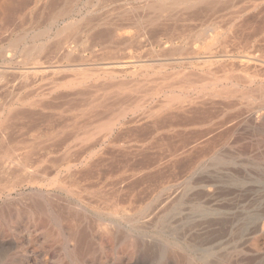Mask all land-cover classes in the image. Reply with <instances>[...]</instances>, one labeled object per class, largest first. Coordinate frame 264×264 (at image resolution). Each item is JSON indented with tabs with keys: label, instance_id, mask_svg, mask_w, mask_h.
Wrapping results in <instances>:
<instances>
[{
	"label": "bare ground",
	"instance_id": "obj_1",
	"mask_svg": "<svg viewBox=\"0 0 264 264\" xmlns=\"http://www.w3.org/2000/svg\"><path fill=\"white\" fill-rule=\"evenodd\" d=\"M21 1H23L24 3V1L30 2L31 0H0V40L3 41L4 36L6 34L9 35L15 34L14 31L17 25L19 24V22L23 18L20 16L21 14L19 15V12L17 11L18 4ZM61 1L63 2V0ZM77 1L78 0H68V6L66 7V10H64V8L63 10L66 11L67 13L71 12ZM97 1L101 4L99 5V7H101L109 0H97ZM33 2L34 0L31 3ZM54 2L56 1L54 0ZM107 3H111V1ZM55 4L56 3H54V8L55 6H57ZM19 5L21 6V4ZM263 5H264L263 0H253L247 6L242 7V9L239 10L238 8L237 9L238 11H236L235 16L236 18L238 17L247 18L252 13L253 15L257 13L255 16L256 18L258 14L262 13L261 8ZM49 6H53V5L51 4ZM121 6L123 5L121 4ZM128 7L130 8L131 4ZM21 9L22 8H20V13L22 12ZM123 9L125 8L123 7ZM122 10L120 9L119 11ZM23 11L25 12L26 10ZM95 11L97 10L95 9ZM141 11H142V15L139 14ZM116 12L117 11H115V13ZM224 13H225V0H147V2L144 3V5L141 4L139 6L136 5V7L134 8L131 7L129 12L127 11V15H126L127 18L125 19V22H123L122 24L119 21L120 24H118V22L115 25L113 24L114 27H112L113 29L111 31L103 30V31H98L97 33L94 32L95 34L88 35V38L86 37L87 39L84 40V42H82V44L85 47V50L88 49L91 51H94V49L97 47L104 46L107 44L111 46H115L118 49H120L121 47H123L124 49L131 48L132 49V50L130 49L131 52L133 50L136 51L137 49H140L143 46L144 47L149 46L151 50L158 49L164 53L167 52L166 54H169V56L171 54L173 56L178 55L180 56V58L186 56L181 60L179 59L181 64L183 63L185 65L188 64L190 66H194V69L191 73H189L186 76H183V78L181 77L183 79L182 84L183 85L186 84L187 86H183L184 90L180 91L179 93L175 92V90L177 89L178 82H175L173 84L166 83L165 81L170 77L168 74L162 77L164 91H166L167 93L169 90H172L173 95L167 96L163 101H161L162 112L161 111L159 112H161L163 116L162 129L165 135L164 137H162L163 139L159 137V139L161 138L160 144L157 145L155 144L156 147L162 144L161 143L162 140H163L162 142H164L165 144L169 142V138L166 137V135H168V131L171 128V123H172L171 118H174L173 120H175L177 117L182 118L181 117L182 115H184L185 117V115L187 114H192L193 117H195L194 121L192 120L190 121L192 122L191 124L194 126L195 130H197V131H192L193 133L197 132V140L192 142L193 143L192 145L190 143L191 141H193V139L192 140L188 139V141L191 140L189 142V145H192L191 147L195 150L202 145L209 144L213 140V137L211 136H215L214 138H216V135L225 133L224 132L226 130L225 127L227 128L230 127V126H225V122L227 123L230 122V121L229 122L225 121V113H230V111L233 110L235 111L236 109L239 108L238 105L239 106L244 105L246 107L247 111L246 110L242 111V113L244 112L242 115L245 116L247 122L248 121L250 122L248 123L251 124L253 130L264 133V113H261L263 111L262 108L264 106L262 105L263 107L259 108V106L261 105H258V107H256L249 102V98L252 95L254 96L256 93L261 96H264V85H259L256 88H245V89L225 88L226 89L225 92L215 91L214 93L210 94L209 91L214 87L215 79L213 78V75L210 71H207V73L204 72L206 70H210L213 64H219L220 65L219 67L221 68L222 71L239 70L243 73L251 72L254 73L253 75L258 74L257 76H262L264 74V43L261 42L258 43L261 39L258 42L252 41L251 40L252 37L250 39L247 38L243 39L242 37H244L243 35L245 31L244 29L245 26L242 24H240V26L238 27L235 26L237 28L234 29V34L232 37L230 36L225 37V35L222 36V34L216 32L217 26L213 23L214 25L212 24L213 26L211 27L210 30L205 31L206 30L205 29L203 30V32L201 31V33L198 34L195 32L197 35L194 36L193 42L194 43L196 42L197 43L196 45L194 44L192 46L191 45L192 42L190 43L191 45L190 47H184L182 44H181L182 46L176 44V41L183 40L184 38H186L185 36L188 35V33L194 27V26L191 27L192 25L190 26V24H188L187 21L189 20L191 21L192 19L202 20L207 17H214L220 14H222V16L224 17L225 16ZM109 14L112 15V13ZM37 15L39 16L38 13ZM258 17L262 18V16L260 15ZM93 18L94 17H92V19ZM252 18L255 19L254 17ZM103 19L96 23L87 22V20H85L88 23V26H90L88 30L94 28H100V27L102 28V26L107 25L108 22H104ZM44 21L45 20H43V22ZM33 22L35 23L36 21L34 20ZM247 23L250 24L251 22L249 21ZM218 24L220 25V23ZM262 24L263 23H261V26ZM82 27H84V23ZM133 28H136V34L134 35H132L134 32L132 33L131 31H128ZM72 29H73L72 24L66 25L63 29L59 31V35L71 31ZM195 29L193 30L195 31ZM82 30L79 29V32ZM73 32L76 33V29L75 31L73 30ZM79 32H77V34H79ZM68 34L69 36L73 35L70 33ZM68 34H66V37H68L67 36ZM61 39H63V37H61ZM66 39H63V41L65 40V42L62 44L60 43L62 41L59 42L58 40V42L61 44L60 45L58 43L61 49H66L69 46L68 43L70 40L68 39L66 40ZM72 39L73 36L71 38V42ZM164 39H166V41H164ZM19 44L20 42L18 43L16 40L11 43L13 52H16L18 50ZM50 46L51 44L49 45V47ZM54 47H56L55 43H54ZM59 47L58 49L56 48L55 49L57 51L58 50L60 51ZM118 49H115V51ZM147 49L148 48H146V50ZM146 50L143 49L142 51H145L146 54ZM44 51H45L44 47L43 49L37 50L36 57L39 63L43 62L41 63L42 65H47V63L50 64V62L48 61V56H46L48 55V53L46 54ZM57 51L52 50L54 56L57 54ZM112 51H114V49ZM142 51L141 54L144 53V52L142 53ZM149 51L147 50V52ZM127 52H129V50ZM138 52L140 55V51ZM260 53L263 55H261ZM109 54L111 55L110 52ZM69 55L70 52H68L67 57H70ZM99 55H101V53ZM103 55L105 57L108 56V55L106 56L105 54ZM139 55H138V59L140 57ZM148 55H150V52ZM160 55L162 56L164 54L160 53ZM142 56H144V54ZM161 56L159 59H161ZM57 57L56 59L58 60L59 58ZM135 57L137 56L135 55ZM53 58L51 57L49 60L52 59L53 61L54 60ZM61 58L64 57L61 56ZM109 58H111V56ZM131 59L132 58H130V61ZM154 60L156 65L158 59L157 61L156 59ZM108 61L103 66L100 67L98 66V67L99 69L101 68L106 72H109L110 75L112 74L115 75V73L117 75L126 73L128 70H132L134 68V66L132 67V62L110 63L111 61L110 62ZM59 62H61V60ZM175 62L176 61H174V63ZM150 63L152 64V62ZM159 63H161V61ZM163 63H165V61ZM142 64L138 65L137 63L138 66H141ZM30 66L32 67V65ZM70 67L69 70L72 68ZM75 67L77 68V66ZM37 68H39V66ZM145 69L146 68H144V70ZM61 70L63 71V69ZM16 71L17 72L15 73H17L18 75L19 73L18 69ZM24 71H22L21 73H23ZM176 75L174 74V76ZM16 77L17 76H15V78ZM42 77L44 76L42 75ZM45 77H47V75H45ZM86 77H90V76L87 75ZM239 77L241 78V76ZM27 78L26 80H28ZM39 79H37V81ZM159 79H161V77ZM233 79L234 78L231 77V81L233 82L235 81L237 86L240 84L247 83V81H245V79L242 78L234 79V80ZM59 80L61 81V79ZM125 80L127 79H124V81ZM31 81L32 78L30 82ZM117 81L118 80H115V82L112 83L116 84ZM30 82H28V84L31 86ZM96 82L98 84V81ZM26 83L27 82H25V84ZM54 84H58V83L54 81L53 85ZM140 84L141 83H139V85ZM23 85L21 83L22 88ZM130 85H128V88ZM153 85H155L156 87V84ZM49 86H52L51 83ZM89 87L90 86H88V89ZM106 87L108 88V86ZM117 87L119 86L117 85ZM190 87L194 89L195 91L194 95L196 96L192 95L190 91L191 90ZM45 88L46 90H50L51 87L49 89H47L48 87ZM98 88L100 87L98 86ZM42 89H44V87ZM73 90H71V93L73 92ZM99 90H101V88ZM116 90L118 89L116 88ZM128 91L131 92V90L129 89ZM86 92L90 93L91 91L87 90ZM78 93H81V91H78ZM94 93L96 92H93L92 94ZM31 94L29 96H31ZM149 94H151V92ZM128 95L132 96L130 94ZM147 95L148 94L146 93L145 96ZM68 96L69 98H71L70 95H67V98ZM25 97L26 96H24L23 98ZM27 98L28 97H26V99ZM97 99L98 98H96V100ZM232 99H238L240 103L236 104L237 102L234 103ZM51 100H52L51 97H48L43 101L37 100L38 102L34 101V102L16 103L9 105H4L3 102L1 103L3 105H0V264H197L198 260L204 258L199 256L202 255V253L200 254L198 253L199 250L208 251L204 249L205 246L209 244H213L218 240L225 238V231L218 230L219 226L222 223L223 224L226 223L225 213L219 210V208L225 209L224 202L223 203L214 202V200L212 202L211 200H209V201H203L197 203L199 206L204 207V209L205 208L214 209L212 213L201 214L198 216L193 215L189 212L186 213L182 212L185 211V209L180 211L181 210L179 206L180 203L188 206L189 209L192 206H194L196 203L194 201L195 198L193 200V197H195V195L193 196L192 193H190L187 196L188 197L187 200L183 201L182 199H180L181 190L179 188V179H180L179 174L181 173L180 170L178 171L179 169L178 159H180L179 156H181L183 152L181 153L179 150L176 149L171 151L166 148H161L158 151L156 150L149 152L148 150L149 148L145 146V143L148 141L147 139H146L147 141L145 140L146 142H144V140H138L136 142L135 140L136 145L132 146L131 142L129 143L127 141L129 138H127V136H124V132L127 131L128 127H131V125H136L140 121H138L137 118H132V119L127 118V114H128L127 108L126 110L125 109L124 110L120 109L117 111L115 110V112L113 113L114 111L113 108H111L108 104L103 105L101 103L100 105L96 103L93 104L86 103L87 105L81 104L80 106L78 104L79 106H73V105L69 106L70 103L71 104L73 103L72 100L71 101L69 100L70 102L68 103L69 105L63 104L64 103L63 101L62 104H56ZM112 100L113 99H110V103ZM116 100L118 101V99ZM131 100L132 99H130L129 102H131ZM54 101L57 102V100ZM244 101H248V102L245 103ZM124 102L127 103L128 101H124ZM5 103L7 102L5 101ZM118 103L116 104L120 105V103L119 104ZM127 105L128 104H126V107ZM154 109L153 112L155 111ZM212 109L213 110L215 109L217 113L216 112L213 113ZM98 110L99 111L105 110V112L107 113L112 110L113 111L111 112V114L110 113L105 114L104 117L103 114L105 112L104 113L101 112V114L99 115L101 117H99L98 113L100 112ZM69 113H73V114L68 116L67 114ZM148 113L150 115L152 112H149L148 110ZM239 117L241 116H238V118ZM242 118L243 117H241V119ZM214 119L215 120L218 119L219 122H213ZM147 125L148 124H146V126ZM230 125H232V122ZM175 126L176 125L174 124V126L172 127ZM210 126L214 127V129L212 127L210 129L206 128V127L209 128ZM137 128L139 130L140 126H137ZM149 128L153 129L150 126ZM155 128L156 131L160 130V129L157 130L158 128L157 125L155 126ZM135 129L136 128H134V131ZM130 130L131 129L129 128V131ZM136 134H132V136ZM141 134L143 135L144 132L143 133L141 132ZM129 135L131 134H128V136ZM147 136L145 137L147 138ZM237 139L235 138V141ZM172 140L170 139V142H172ZM155 141L157 140L155 139ZM237 142H239V140ZM212 148L214 149V147ZM179 149H181V147ZM199 151H200L199 153H196L198 151L195 152L197 154V157H195V155L193 157L196 158L195 160L192 157H189L193 161H196L195 163L196 165L193 167L189 166L191 167L190 170L187 169L188 167L184 168L187 169L189 172H186L187 170L184 171V169L182 170L186 172V174L183 173V175L185 174V177L188 180H190L191 183H192L191 180L194 179L193 178L194 171H197L200 164H202V162H204L209 158L210 152H204L202 150ZM146 159L152 160V163L151 164L144 163L145 162L144 160ZM186 160H188V158ZM192 160L190 161L192 162ZM155 175L159 176V180L158 181L156 180L157 182H155V184L153 185L150 184L152 186L147 185L149 188L152 187L150 188V191H147L145 183L149 182L148 181V179H150L149 177ZM182 178L183 177H181L180 180H182ZM196 180L199 181V183L201 182L202 184L205 183L207 184L208 182H211L210 179L208 180L204 178H196ZM195 182L196 181H194V184ZM201 183L199 184L200 186L202 185ZM189 184L188 182L186 183L187 186ZM182 187H185V185H182ZM186 187L184 190L185 194H186V190L189 189V188L186 189ZM188 187H190L191 189V186ZM202 187L204 186L202 185ZM191 195L193 197H191ZM183 197L185 196L183 195ZM262 237H263V233L255 232V233L242 235V238L240 237L241 241L238 240L237 242H234V244L229 245L227 248H225V246L222 247L221 245L217 246L218 249H216L217 250L216 253H218L222 257L220 263L218 264H225V262L227 264H257V263L260 264L261 262L264 261L261 258V251L264 250V247H262L263 246ZM235 239L236 237H234V240Z\"/></svg>",
	"mask_w": 264,
	"mask_h": 264
},
{
	"label": "rangeland",
	"instance_id": "obj_2",
	"mask_svg": "<svg viewBox=\"0 0 264 264\" xmlns=\"http://www.w3.org/2000/svg\"><path fill=\"white\" fill-rule=\"evenodd\" d=\"M33 0H31L30 2H26L24 1H21L19 4H21V6L18 4V12H19V15L22 18V20L19 22V24L17 25L13 35H9V34H6L4 36V39L3 41L0 40V105H9V104H16V103H26V102H38L39 100L40 101H43L45 100L46 98L48 97H51V101H53L54 103L56 104H62V101L64 102L63 104L65 105H69L68 103L69 100L71 101L72 100V104L70 103L69 106L73 105V106H81L82 105H85L86 103L87 104H93V103H96V104H100L101 103L103 105H109L111 108H113V113L115 112V110H126L127 108V118L129 119H132V118H137L138 121V124L136 125H131V127H128L127 128V131L124 132V136H127V138H129L127 141L130 143L131 142V145H136L135 143L138 141V140H144V142H147L145 143V146L147 148H149V152L151 151H158L160 150L161 148H166V149H169L171 151H173L174 149L176 150H179L182 154L181 156H179L180 159H178V171L180 170V173L179 174V177L182 180L179 179V188H180V199H182L183 201L184 200H187V196L192 193V195L195 197H193L191 195V197H193V200L195 198V205L192 206L190 209L188 206L180 203L179 206L181 208L180 211H182L183 209H185V211H182V212H189L193 215H201V214H207V213H212V211H214V209H207L204 207H201L199 206L197 203L199 202H203V201H209L211 200L213 202H224L225 203V209L222 208L219 210L222 211L223 213H225V219H226V223L225 224H221L218 228L219 231H225V238H222L221 240H218L217 242L213 243V244H209L207 246L204 247V249L208 250V251H200L199 250V254L202 253V255H199L201 257H204L203 259L201 260H198L197 261V264H218L220 263L222 257L216 253L218 249L217 246L221 245L222 247L225 246V248H227L229 245L231 244H234V242H237L238 240L241 241L240 237L242 238V235H246V234H250V233H255V232H258V233H263V237H262V247H264V133H261V132H258V131H255L253 130V128L251 127V124H249L247 122V120L245 119V116H243L242 114V111H247L246 107L244 105L242 106H239L238 105V109H236L234 112L233 111H230V113H225V121H230L229 123L225 122V126H230L229 128L225 127L226 130L224 131L225 133H221L220 135H216V138H214L215 136H211L213 137V140L207 144V145H202L200 146L198 149H193L191 146L193 145L192 142L196 141L197 140V132H192V131H197L195 130L194 126L191 124L192 121H194L195 117H193L192 114H187L185 115H182L181 117L182 118H179L177 117L175 120H173L174 118H171V128L170 130L168 131V135H166V137L169 138V145L168 143H164L161 141V145L157 146V144H160V140L162 137H164L165 133L162 129V121H163V116H162V108H161V101H163L167 96H171L173 95L172 94V90H169L167 93L166 91H164L163 89V81H162V77L165 76L166 74H168L170 77L165 81L166 83H169V84H173L175 82H178V85H177V89L175 90V92L179 93L180 91L184 90V87L183 86H187L186 84L183 85V76H186L188 75L189 73H191L194 69V66H190L188 64H181V62L179 61V59L181 60L182 58L186 57V56H183L180 58V56L178 55H170L169 54H166L158 49H153L151 50V48L146 47L148 48L147 50L150 52V55L149 52H147L146 48L143 46L142 48L140 49H137L138 51H140V55H139V52L136 50V51H132L131 52V48H123L121 47L120 49H118L117 47L115 46H111V45H104V46H100V47H97L94 49V51H91V50H88L86 49L85 50V47L84 45L82 44V42H84V40H86L88 38V35L90 34H95L97 33L98 31H111L114 27L115 24H120L119 21L121 22V24L123 22H125V19L127 18L126 15H127V11L129 12V10L134 7L139 6V5H144V3L147 2V0H139L141 2H139L138 0H109L107 2H110L111 3H105L104 5H102L101 7H99V5H101L97 0H78L76 3H75V6L73 8V10L69 13H67L66 11V7L68 6V0H63V2L60 0H55L56 2H54V0L51 1L50 0H34L33 3H31ZM37 1V2H36ZM119 1V2H118ZM146 1V2H145ZM240 1V2H239ZM253 1V0H252ZM251 0H225V16L223 17L222 14L221 17L220 15H216L214 17H207L205 19H202V20H198V19H192L191 21H187L188 24H190L191 27H193V29H195V26H196V29L195 31L192 29L188 35H186L183 40H178L176 41V44L177 45H183L184 47H190L191 45L193 46L194 44L196 45L197 43L193 42V38L195 35H197L198 33H201V31L203 32V30L205 31H208L211 29V27L215 24L217 26V33L219 34H222L225 35V37H232L233 34H234V29H236L238 26H240V24L244 25V37H242L243 39L247 38V39H250L252 37V41H256L258 42L260 39L263 40V41H259L258 43H264V13H263V10H264V5L262 6V15L261 14H258L257 17L260 15L262 16V18H255L256 14L255 13L253 15V13L247 17V18H236L235 16V13L236 11H238L237 9L239 8L242 9V7L244 6H247L248 4H250V2H252ZM264 1V0H263ZM27 4H26V3ZM113 2V3H112ZM115 2V3H114ZM127 2V3H126ZM230 2V3H229ZM237 2H238V5H237ZM29 3V4H28ZM53 6H49L51 4ZM54 3H56L55 5V8H54ZM59 3V4H58ZM62 3V4H61ZM124 3V4H123ZM137 3V4H136ZM141 3V4H139ZM233 3V4H232ZM235 3V4H234ZM246 3V4H245ZM26 4V5H25ZM40 4V5H39ZM43 4V5H42ZM61 4V5H60ZM121 4L123 6H121ZM131 4V7L129 8L128 6ZM31 5V6H29ZM60 5V6H59ZM80 5V6H79ZM120 5V6H119ZM128 5V6H126ZM134 7H133V6ZM234 5V6H233ZM29 6V7H28ZM35 6V7H34ZM41 6V7H39ZM45 6V7H44ZM48 6V7H47ZM59 6V8H58ZM106 6V7H105ZM112 6V7H111ZM116 6V7H115ZM118 6V7H117ZM127 8H126V7ZM22 8V12L20 13V8ZM47 7V8H46ZM53 7V8H52ZM57 7V8H56ZM99 7V9H98ZM123 7L125 9H123ZM231 7V8H229ZM52 8V9H50ZM64 8V10H63ZM118 8V9H116ZM228 8V9H227ZM57 11H56V10ZM95 9L97 11H95ZM122 10V11H119V10ZM231 9V10H230ZM23 10H26L25 12ZM94 10V12H93ZM117 11L115 13V11ZM55 11V12H54ZM108 11V12H107ZM111 11V12H110ZM113 11V12H112ZM40 12V13H39ZM50 12V13H48ZM66 12V13H64ZM233 12V13H232ZM33 13H36V14H33ZM37 13L39 14V16L37 15ZM63 13V14H62ZM105 13V14H104ZM109 13H112V15H110ZM230 13V14H228ZM23 14V15H22ZM102 14V15H101ZM107 14V15H106ZM114 14V15H113ZM124 14V15H123ZM138 14V13H137ZM140 15H142V11L139 13ZM227 14V15H226ZM232 14V15H231ZM32 15V16H31ZM36 17H35V16ZM47 15V16H46ZM96 15V16H95ZM100 15V16H99ZM104 15V16H103ZM253 15V16H252ZM27 16V17H26ZM90 18H89V17ZM94 17L92 19V17ZM109 16V17H108ZM117 16V17H116ZM47 17V19H46ZM106 17V18H105ZM111 17V18H110ZM121 17V18H120ZM234 17H235V20H234ZM252 17H254L255 19H253ZM29 18V19H28ZM37 18V19H36ZM71 18V19H70ZM86 18H89V19H86ZM101 18V19H99ZM104 18V19H103ZM119 18V19H118ZM124 18V19H123ZM209 18V19H208ZM232 21H231V19ZM249 18V19H248ZM26 19V20H25ZM37 22H33L34 20ZM104 20V22H108L107 25H104L102 26V28H94V29H91V30H88V28H90V26H88V23L87 22H98L100 20ZM112 19V20H111ZM218 19V20H217ZM246 19V20H245ZM43 20H45L43 22ZM87 20V22L85 21ZM92 20V21H90ZM204 20V22H203ZM214 20V21H212ZM251 22L250 25L249 21ZM23 21V22H22ZM85 21V22H84ZM111 21V22H110ZM224 23H222V22ZM228 21V22H227ZM230 21V23H229ZM22 22V23H21ZM40 22V24H39ZM64 22V23H63ZM110 22V23H109ZM191 22V23H189ZM197 23V24H194V23ZM246 22V23H245ZM254 24H253V23ZM256 22V23H255ZM83 23H84V27L87 28L85 29L83 26ZM87 25H86V24ZM203 23V24H202ZM214 23V24H213ZM220 23V25L218 24ZM245 23V24H244ZM259 23V24H258ZM261 23L262 26H261ZM73 25V29L71 31H68V32H65L61 35H59V31L61 29H63L66 25ZM82 24V26H81ZM110 24V25H109ZM114 24V25H113ZM194 24V25H193ZM213 24V25H212ZM228 24V26H227ZM20 25V26H19ZM209 25V27H208ZM211 25V26H210ZM225 25V26H224ZM231 25V26H230ZM241 25V26H242ZM248 25V26H247ZM250 25V27H249ZM256 25V26H255ZM260 25V27H259ZM80 26V27H79ZM237 26V27H235ZM247 26V27H246ZM253 26V27H252ZM56 29H55V28ZM58 27V28H57ZM108 29H106V28ZM111 27V28H109ZM262 27V28H261ZM76 29V33L73 32V30L75 31ZM84 28V29H83ZM226 28V29H225ZM257 28V29H256ZM78 29V30H77ZM79 29L82 30L79 32ZM260 29V31H259ZM87 30V31H86ZM94 30V31H93ZM133 30V31H132ZM198 30V32H197ZM250 30V31H249ZM257 30V31H256ZM84 31V32H83ZM91 31V32H90ZM128 31H131L134 35L136 34V28H133V29H130ZM233 31V32H232ZM256 31V32H254ZM72 32V33H71ZM77 32H79V34H77ZM95 32V33H94ZM197 34H196V33ZM73 34L71 36H69V34ZM85 33V34H84ZM195 33V34H193ZM66 34H68L66 37ZM77 36H76V35ZM84 34V35H83ZM257 35V36H256ZM8 36V37H7ZM70 40L69 43H68V47L66 49H61L59 47V44L61 43H64L65 40L63 41V39H66L65 37ZM73 36V39H72V42H71V38ZM76 38H75V37ZM82 38H80V37ZM8 39H6V38ZM58 37V38H57ZM61 37H63V39H61ZM71 37V38H70ZM79 37V38H78ZM87 37V38H86ZM51 38V39H50ZM10 39V40H9ZM66 39V40H67ZM77 39V40H76ZM17 41L18 43L20 42L19 44V47H18V50L16 52H13V48L11 47V43L13 41ZM59 42L62 41V42ZM75 40V41H74ZM5 41V42H4ZM43 41V42H42ZM57 41V43H56ZM74 41V42H73ZM79 41V42H77ZM164 41H166V39H164ZM56 45V47H54V43ZM192 42V44L190 45V43ZM37 43V44H36ZM39 43V44H38ZM59 43V44H58ZM51 44V46L49 47V45ZM53 44V45H52ZM60 44V45H61ZM82 44V45H81ZM189 44V45H187ZM181 45V46H182ZM43 47L45 48V53L48 55V61L50 62L47 63V65H42L41 63H39L38 59H37V50L39 49H43ZM60 49V51L56 50V49ZM108 47V48H106ZM48 50H47V49ZM50 48V49H49ZM52 48V49H51ZM56 48V49H55ZM114 49H118L116 50L115 52L112 51ZM131 49V50H130ZM146 50V54H145V51H142V50ZM51 50V51H50ZM52 50L54 51H57V55L56 52H55V56L52 52ZM104 50V51H103ZM105 50H106V53H105ZM120 50V51H119ZM129 50V52H127ZM30 51V53H29ZM48 51V52H47ZM111 53V55L109 54V52ZM123 51V52H122ZM126 51V52H124ZM141 51L142 53L144 54V56H142L143 54H141ZM68 52H70V57H67V54ZM81 52V53H80ZM98 52V53H97ZM113 52V53H112ZM152 52V53H151ZM158 52V53H157ZM17 53V54H16ZM62 53V55H61ZM65 53V55H64ZM101 53V55H99ZM115 53V54H114ZM122 53V54H121ZM129 53V54H128ZM141 57H139L138 59V55ZM157 53V54H156ZM160 53H163L164 55H160ZM25 54V55H24ZM53 54V55H52ZM103 54H105L107 57H105ZM120 54V55H118ZM134 54V55H133ZM261 54V53H260ZM51 55V56H50ZM64 57V58H61V56ZM94 55V57H93ZM99 55V57H98ZM117 55V56H115ZM122 55V57H121ZM130 55V56H129ZM133 57H132V56ZM135 55L137 57H135ZM146 55V56H145ZM154 55V56H153ZM156 55V56H155ZM161 56V59L160 56ZM168 55V56H167ZM263 55V54H261ZM58 56V57H57ZM111 56V58H109ZM115 56V57H114ZM119 56V57H118ZM129 59H128V57ZM148 56V57H147ZM158 56V57H157ZM172 56V57H171ZM53 58L54 60L52 61L49 60L50 58ZM59 58L58 60L56 59ZM66 57V58H65ZM93 57V59H92ZM117 57V58H116ZM125 57V58H124ZM135 57V58H134ZM147 57V59H146ZM153 57V58H152ZM262 57V56H261ZM16 58V59H15ZM104 58V59H103ZM113 58V59H112ZM124 58V59H123ZM130 58L131 61H130ZM137 58V59H136ZM176 58V59H174ZM90 59V60H89ZM97 61H96V60ZM123 59V60H122ZM126 59V61H125ZM152 59V60H151ZM158 61L156 62V65H155V60ZM26 60V61H25ZM36 60V62H35ZM57 60V61H56ZM61 60V62H59ZM70 60V61H69ZM86 60V61H85ZM105 60V62H104ZM109 60V61H108ZM128 60V61H127ZM146 60V61H144ZM149 60V61H148ZM151 60V61H150ZM176 61L174 63V61ZM178 60V61H177ZM5 61V62H4ZM11 61V62H10ZM47 61V62H48ZM71 61H74V62H71ZM76 61V62H75ZM102 61V63H101ZM110 62V63H113V62H132V67L134 66V68L132 70H128L126 73H122V74H112L110 75L109 72H106L105 70L103 69H99L100 66H103L104 64H106V62ZM141 61V62H140ZM161 61V63H159ZM165 61V63H163ZM171 61V62H170ZM33 62V63H32ZM54 62V63H53ZM58 62V63H57ZM66 62H69V63H66ZM83 62V63H82ZM104 62V63H103ZM145 62V63H143ZM149 62V63H148ZM152 62V64L150 63ZM71 63V64H70ZM85 63V64H84ZM139 64H142L141 66H138L137 65ZM154 63V64H153ZM168 63V64H167ZM169 63H172V64H169ZM57 64V65H56ZM81 64V66H80ZM83 64V65H82ZM135 64V65H134ZM32 65V67L30 66ZM74 65V66H73ZM96 65V66H95ZM148 65V66H147ZM160 67H159V66ZM170 67H168V66ZM36 66V67H34ZM39 66V68H37ZM57 68H56V67ZM60 68H59V67ZM72 68H71V67ZM77 66V68L75 67ZM80 66V67H78ZM94 66V67H93ZM99 66V67H98ZM137 66V67H135ZM164 66V67H163ZM173 66V67H172ZM181 66V67H180ZM220 65L219 64H213V66L210 68V70H206L204 71L205 73H207V71H210L213 75V78L215 79V85L214 87L209 91V93H214L215 91L216 92H219V91H224L226 89H245V88H256L257 86L259 85H264V74L262 76H257L258 74H255L253 75L254 73H251V72H241V71H229V70H221V68L219 67ZM48 67V68H47ZM54 69H52V68ZM68 67V68H67ZM69 67L72 69L69 70ZM75 69H74V68ZM153 67V68H152ZM156 67V68H155ZM217 67V68H216ZM15 68V69H13ZM26 68V69H25ZM29 68V69H28ZM67 68V69H66ZM85 68V69H84ZM94 70H93V69ZM144 68H146L144 70ZM162 68V69H161ZM18 69V75L16 70ZM24 71L23 73H21L22 71ZM47 69V70H46ZM63 69V71L61 70ZM82 69V70H81ZM92 69V70H91ZM97 69V70H96ZM148 69V70H147ZM166 69V70H165ZM177 69V70H176ZM215 69V70H214ZM218 69V70H217ZM32 70V71H31ZM36 70V71H35ZM44 70V71H43ZM52 73H50L49 71ZM57 70V71H55ZM60 70V72H59ZM74 70V71H73ZM78 70V71H77ZM85 70V71H84ZM91 70V72H90ZM99 70V71H98ZM153 70V71H152ZM213 70V72H212ZM6 71V72H4ZM11 71V72H10ZM47 71V72H46ZM81 71V72H80ZM187 71V72H186ZM218 71V72H217ZM221 71V73H220ZM229 71V72H228ZM29 72V73H28ZM69 72V73H68ZM93 72V73H92ZM129 72V73H128ZM158 72V73H157ZM160 72H163V73H160ZM180 72V73H179ZM185 72V73H184ZM216 72V74H215ZM223 72V73H222ZM7 73V74H6ZM41 73V74H40ZM60 73V74H59ZM65 73V74H64ZM92 73V74H91ZM135 73V74H134ZM170 73V74H169ZM179 73V74H177ZM227 73V74H226ZM23 74V75H22ZM50 76H49V75ZM73 74V75H72ZM153 74V75H152ZM174 74L176 76H174ZM249 74V75H248ZM6 75V76H5ZM41 77H40V76ZM42 75L44 77H42ZM45 75H47V77H45ZM76 75V76H75ZM82 75V77H81ZM90 76V77H86V76ZM97 75V77H96ZM115 77H114V76ZM123 75V76H122ZM173 75V76H172ZM234 78V79H245V81H247V83L245 84H240L237 86L236 82L234 81H231V77ZM236 75V76H235ZM248 75V76H247ZM252 75V76H251ZM261 75V74H260ZM15 76H17L15 78ZM23 76V77H21ZM28 78H27V77ZM32 76V77H31ZM38 76V77H37ZM64 76V77H63ZM67 76V77H65ZM75 76V77H73ZM93 76V77H92ZM95 76V77H94ZM113 76V77H112ZM147 76V77H146ZM151 76V77H150ZM238 76V77H237ZM241 76V78L239 77ZM71 77V78H69ZM80 79H79V78ZM161 77V79L159 78ZM179 77V78H178ZM182 77V78H181ZM230 77V78H229ZM19 78V79H18ZM26 78L28 80H26ZM32 78V81L30 82ZM40 78V79H39ZM55 78V79H54ZM58 78V79H57ZM73 78V79H72ZM76 78V79H75ZM78 78V79H77ZM85 80H84V79ZM88 78V79H87ZM118 80L115 83H112V82H115V80ZM127 79L125 80L127 82L124 81V79ZM131 78V79H130ZM175 78V79H174ZM11 79V80H10ZM13 79V80H12ZM30 79V80H29ZM37 79H39L37 81ZM44 79V80H43ZM61 79V81H57V80ZM83 79V80H82ZM90 79V80H89ZM122 79V80H120ZM149 79V80H148ZM153 79V81H152ZM156 79V80H155ZM158 79V80H157ZM233 79V80H234ZM250 79H253V80H250ZM17 80V81H16ZM23 80H26V81H23ZM64 80V81H63ZM77 80V81H75ZM79 80V81H78ZM82 80V81H81ZM100 80V81H99ZM102 80V81H101ZM104 80V81H103ZM107 80V81H106ZM144 80V81H142ZM180 80V81H178ZM250 80V81H249ZM256 80V81H255ZM9 81V82H8ZM20 81V83H19ZM35 81V82H33ZM49 81V82H48ZM54 81L58 84H54ZM85 81V82H84ZM89 81V82H88ZM98 81V84L97 82ZM120 81V82H119ZM137 81V82H135ZM140 81V82H139ZM158 81V82H157ZM8 82V83H7ZM23 82H24V85H23ZM25 82H27L25 84ZM28 82H30L31 86L28 84ZM71 82V84H70ZM96 82V83H95ZM101 82V84H100ZM103 82V83H102ZM105 82V83H104ZM124 82V84H123ZM151 82V83H150ZM157 82V83H155ZM10 83V84H9ZM21 83L23 85V88L21 86ZM35 83V84H33ZM45 83V84H44ZM49 83V84H48ZM51 83L52 86H49ZM60 83V84H59ZM107 83V84H106ZM123 85H121V84ZM139 83H141L139 85ZM143 83V84H142ZM145 83V84H144ZM148 83V84H146ZM162 83V84H161ZM7 84V85H6ZM42 84V85H41ZM92 84V85H91ZM95 84V85H94ZM104 84V85H103ZM112 84V85H111ZM132 84V85H130ZM153 84H156V87L155 85ZM160 84V85H158ZM181 84V85H180ZM18 85V86H17ZM29 87H28V86ZM46 85V86H45ZM56 85V86H55ZM101 85V86H100ZM114 85V86H113ZM117 85L119 87H117ZM125 85V86H124ZM128 85L129 88H128ZM145 85V86H144ZM151 85V86H150ZM68 86V87H67ZM88 86L89 89H88ZM98 86L101 88V90H99L100 88H98ZM108 86V88L106 87ZM121 86V87H120ZM124 86V87H122ZM136 86V88H135ZM236 86V87H235ZM27 87V88H26ZM41 87V88H40ZM44 87V89H42ZM45 87H48L47 89H49L50 87V90H46ZM55 87V88H54ZM75 89H74V88ZM78 87V88H77ZM85 87V88H84ZM106 87V88H105ZM113 87V88H112ZM146 87V88H145ZM37 88H40V89H37ZM53 88V89H52ZM87 88V89H86ZM94 88H98L97 90L94 89ZM104 88V89H103ZM110 88V89H109ZM116 88L118 90H116ZM133 90H132V89ZM180 88V89H179ZM226 88V89H225ZM6 89V90H5ZM20 89V90H19ZM42 89V90H41ZM52 89V90H51ZM69 89V90H68ZM74 89V90H73ZM81 89V90H79ZM103 89V90H102ZM109 89V90H108ZM116 91H115V90ZM121 89V90H120ZM123 89V90H122ZM126 89V91H125ZM131 90L130 91H128ZM146 89V90H145ZM152 89V90H151ZM190 91L192 93L193 96H196L194 95L195 94V91L193 88L190 87ZM14 90V91H12ZM68 90V91H67ZM71 90H73V92L71 93ZM77 90V91H76ZM86 92L87 90L88 91H91L93 90V92H96L94 94H92L91 92L90 93H84L83 92ZM86 90V91H85ZM149 92H148V91ZM186 90H189V89H186ZM213 90V91H212ZM20 91V92H19ZM32 91V92H31ZM40 91V92H39ZM45 91V92H43ZM47 91V92H46ZM70 91V92H69ZM78 91H81V93H78ZM108 91V92H107ZM115 91V92H114ZM125 91V92H124ZM139 91V92H137ZM154 91V92H152ZM17 92V93H16ZM30 92V93H29ZM64 92H67V93H64ZM69 92V93H68ZM75 92V93H74ZM100 92V93H99ZM114 92V94H113ZM122 94H120V93ZM128 92V93H127ZM134 92V93H133ZM136 92V93H135ZM143 92V93H142ZM151 92V94H149ZM31 94V96L28 95ZM59 93V94H58ZM78 93V94H77ZM146 93L148 94L147 96ZM16 94V95H15ZM40 94V95H39ZM50 94V95H49ZM86 94V95H85ZM97 94V96H96ZM99 94V95H98ZM128 94L132 95V96H129ZM137 94V95H136ZM139 94V95H138ZM219 94V93H217ZM34 95V96H33ZM67 95H70V97L72 98H67ZM72 95V96H71ZM88 95V96H87ZM109 95V96H108ZM122 95V96H120ZM133 95H136V96H133ZM144 95V96H143ZM257 95V96H256ZM7 96V97H5ZM24 96L28 97L26 99L23 98ZM56 96V97H55ZM85 96V97H84ZM141 98H140V97ZM256 98H255V97ZM252 95L250 98H249V102L253 105V106H256L258 107V105H261L259 106V108L263 107L264 106V96H261L259 94H255V95ZM75 97V98H74ZM81 99H80V98ZM94 97V98H93ZM103 97V98H101ZM106 97V98H105ZM117 97V98H116ZM126 97V98H125ZM151 97V99H150ZM22 98V99H21ZM80 101H79V99ZM96 98H98L96 100ZM129 98V99H128ZM138 98V99H137ZM256 100H255V99ZM259 98V99H258ZM25 99V100H24ZM61 99V100H60ZM64 99V100H63ZM76 101H75V100ZM85 99V100H84ZM110 99H113L110 103ZM118 99V101L116 100ZM123 99V100H122ZM125 99V100H124ZM131 100V102H129ZM150 99V100H149ZM9 100V101H7ZM12 100V101H11ZM22 100V101H21ZM38 100V101H37ZM54 100H57L54 101ZM94 100V101H93ZM96 100V101H95ZM101 100V101H100ZM108 100V101H107ZM121 103H120V101ZM136 100V101H134ZM138 100V101H137ZM149 100V101H147ZM5 101L8 103H5ZM67 101V102H66ZM82 101V103H81ZM100 101V102H99ZM105 101V102H104ZM124 101H128L127 103L124 102ZM232 101L236 104H239L240 101L238 99H232ZM4 102V103H3ZM76 102V103H75ZM80 102V103H79ZM120 103V105H117L116 103ZM141 102V103H140ZM143 102V103H142ZM160 102V103H159ZM245 103H247L248 101H244ZM254 102V104H253ZM3 103V104H1ZM118 103V104H119ZM123 103V104H122ZM133 103V104H132ZM159 103V104H158ZM75 104V105H74ZM79 104V105H78ZM86 104V105H87ZM116 104V105H115ZM122 104V105H121ZM126 104L127 107H126ZM157 104V105H156ZM263 105V106H262ZM118 106H119V109H118ZM154 108L157 107V108ZM125 107V108H124ZM241 107V108H240ZM115 108V109H114ZM123 108V109H122ZM244 110H243V109ZM153 109L156 111L153 112ZM158 109V110H157ZM160 109V110H159ZM148 110L149 112H152L150 115L148 113ZM262 112L261 113H264V107L262 108ZM99 111V110H98ZM97 111V112H98ZM105 112V110H101L99 111L100 113H98V116L101 114V112H105L103 114V117L105 114H111V112ZM161 111V112H159ZM143 112V113H142ZM146 112V113H145ZM160 114H159V113ZM212 112H216L215 109L213 110L212 109ZM232 112V113H231ZM238 112V113H237ZM145 113V114H144ZM155 113V114H154ZM217 113V112H216ZM237 113V115H236ZM240 113V115H239ZM73 113H69L67 114L68 116L69 115H72ZM146 115V116H145ZM232 118H231V116ZM235 115H236V118H235ZM108 116V115H106ZM148 116V117H147ZM153 116V117H152ZM161 116V117H160ZM188 116V117H187ZM198 116V115H197ZM238 116H241L243 117L241 119V117L238 118ZM101 117V116H99ZM143 117V118H142ZM193 117V118H192ZM202 117V116H201ZM141 119V120H140ZM157 119V120H156ZM161 119V120H159ZM178 119V120H177ZM185 119V120H184ZM189 119V120H188ZM227 119V120H226ZM240 119V121H239ZM155 120V121H154ZM188 120V121H187ZM150 121V122H149ZM153 123H152V122ZM157 121V122H156ZM174 121V122H173ZM177 121V122H176ZM181 121V122H180ZM235 121V122H234ZM239 121V123H238ZM146 122V123H145ZM156 122V124H155ZM159 122V123H158ZM180 122V123H179ZM213 122H219V120H215ZM232 122V125H230ZM178 123V124H177ZM183 123V124H182ZM228 125H227V124ZM236 123V125H235ZM241 123V124H240ZM244 123V124H243ZM142 126H141V125ZM146 124H148L146 126ZM174 124L176 125L175 127H172L174 126ZM234 124V125H233ZM246 124V125H245ZM147 127L145 128L144 127ZM154 127H153V126ZM157 125V130L160 129L159 131H156V128L155 126ZM178 125V126H177ZM186 125V127H185ZM133 126V127H132ZM137 126H140V129L138 130ZM152 127L153 129L149 128ZM182 126V127H181ZM185 128H184V127ZM188 126V127H187ZM191 126V127H190ZM242 128H241V127ZM144 127V128H142ZM177 127V128H176ZM190 127V128H189ZM212 126H210L209 128L206 127L207 129H210ZM235 127V128H234ZM129 128L131 129L129 131ZM133 128V129H132ZM134 128L135 131H134ZM142 128V129H141ZM214 129V127H212ZM238 128V129H237ZM144 129V131H143ZM146 129V130H145ZM151 129V130H150ZM229 129V130H228ZM235 129V130H234ZM126 130V129H125ZM133 130V131H132ZM149 130V131H148ZM129 131V132H128ZM136 131H137V134H136ZM138 131H139V134H138ZM146 131V132H145ZM173 131V132H171ZM212 131V130H210ZM228 131V132H227ZM230 131V132H229ZM131 132V133H130ZM134 132V133H133ZM141 132L144 134L142 135ZM155 134H154V133ZM235 132V133H234ZM237 132V133H236ZM153 133V134H152ZM157 133V134H156ZM185 133V134H184ZM192 133L193 134V137H192ZM126 134V135H125ZM128 134H131L128 136ZM132 134H136V135H133ZM151 134V135H150ZM170 134V136H169ZM182 134V135H181ZM217 134V133H216ZM138 135V136H137ZM149 137H148V136ZM160 135V136H159ZM163 135V136H162ZM188 135V136H187ZM191 135V136H190ZM214 135V134H213ZM141 136V137H140ZM147 136V138L145 137ZM152 138H151V137ZM172 136V137H171ZM178 136V137H177ZM243 136V137H242ZM140 139H139V138ZM159 137H161L159 139ZM171 137V138H170ZM186 137V138H185ZM218 137V138H217ZM225 137V138H224ZM234 137V138H233ZM134 138V139H133ZM144 138V139H143ZM149 138V139H148ZM178 138V139H177ZM180 138V139H179ZM183 138V139H182ZM235 138L237 139L235 141ZM147 139V140H146ZM155 139L157 141H155ZM163 139V138H162ZM170 139L172 140V142H170ZM188 139H193V141L189 140ZM195 139V140H194ZM225 139V140H224ZM234 139V140H233ZM242 141H241V140ZM133 140V141H132ZM136 140V142H135ZM146 140V141H145ZM184 140V142H183ZM239 140V142H237ZM188 141V142H186ZM191 141L190 144L192 145H189V142ZM215 141V142H213ZM154 145H153V143ZM186 142V143H185ZM225 142V143H224ZM151 144V145H150ZM156 144V145H155ZM174 146H173V145ZM222 144V145H220ZM249 146H248V145ZM150 145V146H149ZM171 145V146H170ZM213 145V146H212ZM246 145V146H245ZM169 146V147H167ZM173 146V148H172ZM176 146V147H175ZM189 146V147H187ZM181 147V149H179ZM211 147V148H210ZM214 147V149L212 148ZM248 147V148H247ZM252 147V148H251ZM188 148V149H186ZM201 148V149H200ZM248 150H247V149ZM250 148V149H249ZM186 149V150H185ZM216 149V150H215ZM226 149V150H225ZM253 149V150H252ZM184 150V151H183ZM188 150V151H187ZM190 150V151H189ZM194 150V151H193ZM199 150H202L204 152H210L209 153V158L207 160H205L204 162H202V164H200L199 168L197 169V171H194L193 173V180L196 181L195 184H194V181H192V183L190 182V180H188L186 177H185V174L186 172H189L188 170H190L191 167L195 166L196 164V161H193L191 158L189 157H197V154L196 153H199L200 151ZM220 150V151H219ZM198 151V152H196ZM212 151V152H211ZM214 151V152H213ZM244 151V152H243ZM189 152V153H188ZM195 154H194V153ZM227 152V153H226ZM239 152V153H238ZM243 154H242V153ZM188 153V154H187ZM187 156V157H186ZM185 157V158H184ZM183 158V159H182ZM188 158V160H186ZM194 160L196 158H193ZM149 160V162H148ZM146 159L144 160L145 162L144 163H149L151 164L152 163V160L150 159ZM182 160V161H181ZM192 160V162L190 161ZM187 165H186V163ZM194 163V164H192ZM207 163V164H206ZM182 164V165H180ZM184 164V165H183ZM192 164V165H191ZM191 166V167H189ZM183 167V168H182ZM188 167V168H187ZM181 168V169H180ZM184 168H187V169H184ZM184 169V171H182ZM183 173H185L183 175ZM213 173V174H212ZM182 175V176H181ZM196 176V177H194ZM206 176V177H205ZM158 177V178H156ZM212 177V178H211ZM150 179H148V183H145L146 184V190L147 191H150V188L152 187H148L147 185L149 186H152L153 184H155V182H157L159 180V176L155 175V176H151L149 177ZM196 178H204V179H210L211 182H208L207 184H201L204 186L202 187V185L200 186L199 184V181L196 180ZM214 179V180H213ZM155 180V181H154ZM157 180V181H156ZM213 181V182H212ZM222 181V182H221ZM188 182V186H191V189L190 187H188L186 185V183ZM199 184H198V183ZM220 183V184H219ZM152 184V185H150ZM197 184V185H196ZM182 185H185L186 189L189 188L188 190H186V194L184 193V190H185V187H182ZM194 186V188H193ZM149 189V190H148ZM190 190V191H189ZM195 190V191H194ZM214 190V191H213ZM199 191V192H198ZM188 193V194H187ZM201 193V194H200ZM206 193V194H205ZM183 195L185 197H183ZM198 197H197V196ZM209 195V196H208ZM217 196V197H216ZM184 198V199H183ZM213 198V199H212ZM198 200V201H196ZM228 207H227V206ZM224 209V210H223ZM230 223V224H229ZM255 231V232H254ZM238 237H237V235ZM234 237H236V239L234 240ZM226 254V252H225ZM217 256V257H216ZM219 257V258H218ZM217 258V259H216ZM261 258L264 260V250L261 251ZM218 260V261H217ZM226 260V258H225ZM260 261V260H259ZM225 264H227L225 262ZM258 264V263H257ZM260 264H264V261L261 262Z\"/></svg>",
	"mask_w": 264,
	"mask_h": 264
}]
</instances>
